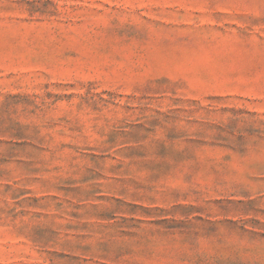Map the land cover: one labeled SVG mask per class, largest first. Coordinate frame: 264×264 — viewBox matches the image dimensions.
Here are the masks:
<instances>
[{"label":"rangeland","instance_id":"obj_1","mask_svg":"<svg viewBox=\"0 0 264 264\" xmlns=\"http://www.w3.org/2000/svg\"><path fill=\"white\" fill-rule=\"evenodd\" d=\"M0 264H264V0H0Z\"/></svg>","mask_w":264,"mask_h":264}]
</instances>
